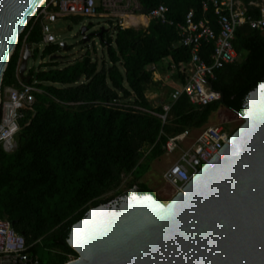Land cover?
Here are the masks:
<instances>
[{
    "label": "trees",
    "instance_id": "16d2710c",
    "mask_svg": "<svg viewBox=\"0 0 264 264\" xmlns=\"http://www.w3.org/2000/svg\"><path fill=\"white\" fill-rule=\"evenodd\" d=\"M138 1L147 11L166 6L167 17L177 23L190 9L199 13L204 0ZM258 13V8L248 10L252 16ZM136 18L146 25L145 17ZM179 39L174 25L156 19L147 28L113 24L100 38L107 61L98 62L87 50L60 66L59 44L39 48L40 20L33 16L20 34L1 90L18 85L20 60L28 46L31 58L42 59L37 68H27L29 81H37L42 93L36 94L32 110H23L16 149L6 153L0 147V218L24 237L40 264H65L78 257L67 242L72 226L90 208L106 203L104 195L118 189L125 176H133L129 188L154 194L138 180L165 154L163 146L169 138L202 128L220 106L243 116L248 94L264 80V32L248 24L236 29L234 41L245 57L219 69L210 81L221 95L219 100L197 107L181 95L165 122L134 109L163 114V105L153 107L146 91L153 82L151 67L165 59L180 84L188 81L190 51ZM92 47L95 50L94 43ZM203 57L211 63L210 46Z\"/></svg>",
    "mask_w": 264,
    "mask_h": 264
},
{
    "label": "water",
    "instance_id": "95a60500",
    "mask_svg": "<svg viewBox=\"0 0 264 264\" xmlns=\"http://www.w3.org/2000/svg\"><path fill=\"white\" fill-rule=\"evenodd\" d=\"M44 1L0 0V91L19 36ZM29 58L26 46L18 68L25 82ZM242 119L168 203L137 189L90 208L70 230L78 257L65 264H264V80L248 94Z\"/></svg>",
    "mask_w": 264,
    "mask_h": 264
},
{
    "label": "built area",
    "instance_id": "2783aa9c",
    "mask_svg": "<svg viewBox=\"0 0 264 264\" xmlns=\"http://www.w3.org/2000/svg\"><path fill=\"white\" fill-rule=\"evenodd\" d=\"M204 0L201 11L190 9L181 22L175 23L167 17V8L159 5L141 13L138 0H45L35 13L42 26L43 49L55 44L56 37L47 22L59 17H103L121 28L139 25L130 18L137 14L156 19L161 23L174 25L178 30L179 44L190 51L188 63L189 79L174 88L163 107V114L134 106L142 112H150L166 121L172 104L186 95L189 102L202 107L221 98L211 87L216 72L228 64L240 61V53L234 46L236 29L244 24L264 32V6L261 0ZM251 8H258L257 16L248 14ZM200 15V17H198ZM206 46L211 48V63L203 57ZM42 89L37 81L25 82L18 77L17 86H7L0 91V147L13 152L17 143L15 137L20 130L23 110H32L36 94ZM196 132V134H194ZM231 131L216 124H206L197 130H186L169 138L163 146L165 154L177 155L176 160L163 174L164 180L180 193L190 180L224 146ZM0 264H40L39 259L29 252L25 239L12 227L10 221L0 218Z\"/></svg>",
    "mask_w": 264,
    "mask_h": 264
},
{
    "label": "rangeland",
    "instance_id": "374dc122",
    "mask_svg": "<svg viewBox=\"0 0 264 264\" xmlns=\"http://www.w3.org/2000/svg\"><path fill=\"white\" fill-rule=\"evenodd\" d=\"M111 21L103 17H59L54 22H47L52 33L56 37V43L66 44V49L61 50L56 54L60 62V66H64L74 60L80 58L88 50L92 57L96 58L98 62L102 60L107 61V55L105 48L101 46L100 39L94 36L95 33L99 32L102 28H105L107 32L109 28L113 26ZM83 27H88L86 31L87 34L91 35L92 38L86 42H82L81 29ZM137 28H142L139 25ZM92 43H94L95 50H93ZM61 46V45H60ZM242 57L246 55L245 51H242ZM42 62L40 55L36 60L29 58L27 63V68L35 67ZM154 71L153 82L148 86L146 91V96L150 100L153 107L164 105L167 103L170 97L171 91L180 86V82L177 81L176 72L173 68L169 67V59H165L158 65L151 67ZM27 74V70H26ZM243 123L242 117L236 115L224 106H220L217 111H215L209 118L207 124H216L230 130L232 133ZM196 134V132L194 133ZM177 155L164 154L163 156L155 159L148 171L140 176L139 182L144 183L149 186L154 195L163 203H168L173 196L176 194L173 187L169 185L163 178V174L169 168V166L176 160ZM136 175H140L136 172ZM133 178L132 175L125 176L123 178L122 184L116 190H113L106 195L105 199H108L106 203H110L113 200L123 197V193L133 194L137 191V186L132 188L128 187L129 182ZM104 203V204H106ZM75 259L71 257L70 260ZM69 260V261H70Z\"/></svg>",
    "mask_w": 264,
    "mask_h": 264
},
{
    "label": "crops",
    "instance_id": "0c3cea01",
    "mask_svg": "<svg viewBox=\"0 0 264 264\" xmlns=\"http://www.w3.org/2000/svg\"><path fill=\"white\" fill-rule=\"evenodd\" d=\"M238 1L240 2L241 6L244 5V4H243V0H238ZM245 1H247V0H245ZM245 1H244V2H245ZM137 16H142V15L137 14L136 16H133V17H131L130 19L133 20L134 22L138 23L139 25H141L143 28H147V26L149 25L150 20H149L147 17L143 16V17H145V18L147 19V23H146V25H144V23H141V22L136 18ZM139 25H137L136 28H137ZM26 75H27V74H26ZM177 81H179V80H177ZM180 85H181V84H180Z\"/></svg>",
    "mask_w": 264,
    "mask_h": 264
},
{
    "label": "flooded vegetation",
    "instance_id": "af4514ba",
    "mask_svg": "<svg viewBox=\"0 0 264 264\" xmlns=\"http://www.w3.org/2000/svg\"><path fill=\"white\" fill-rule=\"evenodd\" d=\"M120 200V199H119Z\"/></svg>",
    "mask_w": 264,
    "mask_h": 264
}]
</instances>
